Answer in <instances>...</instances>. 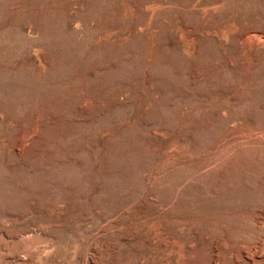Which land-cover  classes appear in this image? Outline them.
Instances as JSON below:
<instances>
[{"label": "rangeland", "instance_id": "1", "mask_svg": "<svg viewBox=\"0 0 264 264\" xmlns=\"http://www.w3.org/2000/svg\"><path fill=\"white\" fill-rule=\"evenodd\" d=\"M264 264V0H0V264Z\"/></svg>", "mask_w": 264, "mask_h": 264}, {"label": "bare ground", "instance_id": "2", "mask_svg": "<svg viewBox=\"0 0 264 264\" xmlns=\"http://www.w3.org/2000/svg\"><path fill=\"white\" fill-rule=\"evenodd\" d=\"M9 259H11V262L9 264H21L23 262V258H12V257H9Z\"/></svg>", "mask_w": 264, "mask_h": 264}]
</instances>
